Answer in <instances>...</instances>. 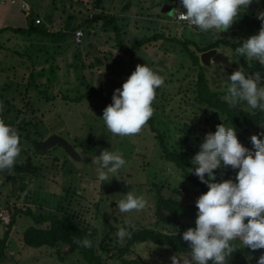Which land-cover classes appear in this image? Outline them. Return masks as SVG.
Returning a JSON list of instances; mask_svg holds the SVG:
<instances>
[{
    "label": "rangeland",
    "instance_id": "1",
    "mask_svg": "<svg viewBox=\"0 0 264 264\" xmlns=\"http://www.w3.org/2000/svg\"><path fill=\"white\" fill-rule=\"evenodd\" d=\"M96 1H100L98 12L103 11L119 19L122 39L128 46L144 35L164 33L168 40L146 45L123 56L113 47V33L105 31L100 24L89 30L91 35L85 37L81 45L74 44L71 37L64 41H52L30 39L11 32L0 35V101L5 120L14 124L24 119L31 121L38 125L40 138L45 140L51 135L59 136L74 148L79 157V160H72L58 146L39 156L24 140L22 148L28 150L41 167V174L34 177L31 187L22 183L21 189L28 190L27 197L21 195V201L18 198L13 201L16 204L12 203L7 208L10 214L14 206L25 209L29 203L33 211L54 210L58 206L68 208L84 224L95 227L102 237L105 233H111L108 235L112 239L110 244L122 247L125 240L121 241L117 232L119 227L129 224L134 228L148 227L177 234L175 229L155 225L150 186L156 183L163 187L187 188L190 184L181 177L179 170L167 163L163 164L156 141L146 125L135 135L115 136L100 119L105 108L100 100L93 97L79 103L69 100L85 95L87 84L96 89L101 88L103 92L111 90L112 86L118 89L137 65L147 64L164 78V84L152 102L156 126L166 131L173 143L181 136L174 131L177 124L196 123L195 128L201 138L189 142L200 145L202 136L211 131L215 120L209 118L204 107L193 101L191 87L197 71H191L190 60L183 48L169 39L186 40L205 47L221 39L233 42L244 38L236 21L221 33H204L195 26L177 23L176 14L181 10L186 11L179 0H57L54 4L52 0H29L33 5V2L38 3V7H35L38 14H49L53 26L63 28L74 24L73 19L79 21L93 15ZM63 4L64 7L61 6ZM262 11L264 9L260 2H254L243 14L250 15L253 12L257 17ZM191 49L195 50L193 47ZM240 63V57L230 48L219 46L210 65L206 66L211 89L224 96L227 92L225 82L231 73L242 68ZM245 73L250 76L248 72ZM31 74L38 89L47 91L50 100H45L38 91L28 88ZM161 88L164 90L162 93ZM64 96L69 100L63 99ZM24 102L31 106L25 107ZM241 103L248 109L245 102ZM172 117L174 125L167 123ZM106 149L120 151L126 165L120 170L117 179L112 178L101 185L96 179L94 156ZM2 181L0 178V199L4 201V185L8 182ZM13 187L17 188L16 185ZM129 191L145 198L147 204L144 209L129 213L119 211L116 204ZM12 232L7 257L1 264H62L56 250L25 247L21 242V230L15 227ZM3 233L0 224V239ZM135 253L127 254L123 260L136 261L138 264H170V258L174 256L152 245L138 246ZM65 264L85 263L81 256L74 254ZM111 264L123 263L113 260Z\"/></svg>",
    "mask_w": 264,
    "mask_h": 264
},
{
    "label": "clouds",
    "instance_id": "2",
    "mask_svg": "<svg viewBox=\"0 0 264 264\" xmlns=\"http://www.w3.org/2000/svg\"><path fill=\"white\" fill-rule=\"evenodd\" d=\"M260 0H179L185 9L179 19L207 33L227 31L253 3ZM27 6V5H25ZM259 31L239 42L235 54L254 60L264 68V11L257 14ZM264 76L255 72L246 76L243 68L231 73L227 92L222 97L230 106L245 102L251 110L264 112ZM164 78L147 64L137 65L122 86L113 91L111 103L100 118L108 131L119 137L139 133L154 114L152 102ZM251 148L243 146L234 126L221 123L214 132L205 134L199 151L192 157L189 169L207 191L195 203V227L180 233L189 252L170 258V264H228L239 240L251 251L264 249V132L250 137ZM20 135L11 125L0 119V172L12 173L20 156ZM96 179L101 185L116 178L126 165L120 151L102 150L94 156ZM230 167L235 178L217 182L216 171ZM116 207L121 213L139 211L147 201L132 191L122 195ZM119 227L117 236L123 241L132 233ZM176 234V233H175ZM82 247H92V241L77 240ZM257 264H264L261 254Z\"/></svg>",
    "mask_w": 264,
    "mask_h": 264
},
{
    "label": "trees",
    "instance_id": "3",
    "mask_svg": "<svg viewBox=\"0 0 264 264\" xmlns=\"http://www.w3.org/2000/svg\"><path fill=\"white\" fill-rule=\"evenodd\" d=\"M57 0H52L56 3ZM99 2H95L94 9L96 12L90 17H85L79 21L75 20L74 24H68L64 28L54 27V22L49 14H36L32 12L31 16L26 19L24 28H9L0 29V35L5 32H11L13 35L26 36L30 39L40 38L44 40L64 41L67 37L73 39L77 30H82L84 38L91 35L89 30L95 25H101L107 32L114 35L112 39L113 47L123 56L132 54L140 50L146 45L158 41L168 40L164 33L155 35H144L143 37L134 40L130 46L124 43L122 39V29L119 25V19L114 15L105 14L103 11H97ZM261 8L264 9V0H260ZM64 7V4L61 5ZM57 9V7H56ZM58 10V9H57ZM40 19H43L42 21ZM39 20V23H35ZM243 34L242 40L230 41L227 39L218 40L205 47H199L197 44L190 41H179L177 39H169L178 43L186 53L190 60L191 71H197L195 80L192 83L193 101L204 107L209 113V118L214 119L211 131L214 132L218 124L226 126H234L237 130V137L243 146L251 148L250 137L257 133L264 132V112L260 110L246 109L243 103L235 106H230L222 99L223 95L211 89L207 68L200 63V55L212 49H217L219 46L230 48L234 53V49L239 46V42L256 34L260 29V21L255 17L253 12L249 15H240L236 20ZM74 41V40H73ZM74 44H76L74 42ZM193 47L195 50L191 49ZM0 48H2L0 46ZM117 57H120L117 54ZM240 64L244 71L252 75L255 72H260L264 76V68L254 60L246 61L244 57H240ZM84 63V61H82ZM38 85L30 76L28 88L39 92L45 100H50L47 91L38 89ZM87 93L79 95L72 100L67 97L63 99L79 103L85 98L93 97L100 100L104 106L111 103L113 91L117 89L112 86L111 90L104 92L101 88L96 89L86 85ZM2 90V89H1ZM3 91V90H2ZM164 90L161 88L160 93ZM25 107L31 106L30 103L24 102ZM3 113V105L0 101V119H3L6 124L15 128L20 135L21 153L17 158L16 165L11 174L29 175L36 177L41 174V167L37 165L34 159L30 156L28 150L22 148V142L28 141L35 152L40 156V143L44 139L40 138L38 125L28 120H22L19 124L7 122ZM156 119L152 116L146 123L149 133L156 141V147L160 152L163 164L167 163L171 167L181 172V177L186 180L190 186L187 188L161 186L152 183L150 192L153 194V214L155 225L172 228L178 231L177 234L157 231L154 228L148 227H131L129 230L132 235L125 239V244L122 247L113 246L110 244L112 239L108 236L111 233H105L102 237L98 230L88 224H84L74 212L68 208L57 207L56 209L33 211L32 208L14 209L11 214L10 224L5 226L3 238L0 240V264L7 257L8 238L13 228L21 230V242L23 246L32 249H49L56 250L59 262L65 264L67 259L74 254L81 256L85 264H111L113 260H120L123 264H138L136 261H124L129 253H135L138 246L152 245L153 247L161 248L172 255L189 252L186 242H184L180 233L188 228H194L197 209L195 203L197 198L207 191L204 184L200 183L198 178L193 175L189 169L193 167L191 164L192 157L199 151V145H192L189 141L194 139L199 141V131L195 128L196 123L177 124L174 128L176 133L180 134V138L173 143L170 142L167 132L162 131L156 126ZM169 121V122H168ZM167 121L168 124L174 122L173 117ZM174 125V123H173ZM34 135L38 137H34ZM202 136V139H204ZM200 137V138H199ZM56 160V159H55ZM9 175L7 171L0 172ZM235 171L232 169L223 168L216 171L217 182L221 180L235 178ZM23 223V224H22ZM128 227V226H124ZM112 230V229H111ZM101 237V238H100ZM89 239L92 241V247L85 248L76 243L77 240ZM236 251L228 259V264H257L261 254H264V249L251 251L247 247L244 248L242 243L237 240L234 242Z\"/></svg>",
    "mask_w": 264,
    "mask_h": 264
},
{
    "label": "crops",
    "instance_id": "4",
    "mask_svg": "<svg viewBox=\"0 0 264 264\" xmlns=\"http://www.w3.org/2000/svg\"><path fill=\"white\" fill-rule=\"evenodd\" d=\"M33 3H34V5L31 3L30 4L32 6L33 12L36 14V12L38 10H36L35 7H38V3L37 2H33ZM180 12H184V11L181 10ZM25 26H26V18L24 17V14L22 12H20V10L17 7L0 6V29H4L6 27L24 28ZM0 178H2L3 181L5 180L9 184L8 185L6 183V185H4L5 186L4 189H6L5 190V196H4L5 200L1 201V199H0V208H3V209H6L12 203L16 204L17 202H13V201L18 200V198H20V201H21L22 200L21 195H24L25 197H27L26 193L28 192V190H25L24 188L21 189L22 183H25L28 187L29 186L31 187L34 183L33 182L34 177L29 176V175H19V174L5 175V174L0 173ZM3 183H5V182H3ZM3 183H2V185H3ZM14 185H16L17 188L13 187ZM7 188H9V189L7 190ZM12 194L15 198H13ZM26 206L30 207L31 205L29 203ZM0 224L2 225L4 232H5V226L1 222H0ZM12 233L13 232H11L9 235L8 245H9L10 240L12 238V235H13ZM3 236H4V233H3ZM3 236H2V238H3Z\"/></svg>",
    "mask_w": 264,
    "mask_h": 264
},
{
    "label": "built area",
    "instance_id": "5",
    "mask_svg": "<svg viewBox=\"0 0 264 264\" xmlns=\"http://www.w3.org/2000/svg\"><path fill=\"white\" fill-rule=\"evenodd\" d=\"M27 5V6H25ZM0 6L3 7H17L20 12H22L24 14V17L27 19L28 17L31 16L33 10H32V6L29 2V0H0ZM175 20L177 23L179 24H183V25H187L186 21H181L179 19V13L176 14ZM35 23H39V20H36ZM193 27V26H191ZM83 39H84V33L82 30H77L74 34L73 40L77 45H81L83 43ZM10 220H11V214L8 208L3 209L0 208V222L4 225V226H8L10 224Z\"/></svg>",
    "mask_w": 264,
    "mask_h": 264
},
{
    "label": "water",
    "instance_id": "6",
    "mask_svg": "<svg viewBox=\"0 0 264 264\" xmlns=\"http://www.w3.org/2000/svg\"><path fill=\"white\" fill-rule=\"evenodd\" d=\"M215 54H216V49H212L202 53L200 55L201 65L209 66L210 60L212 57L215 56ZM156 91H157L156 93H158L159 89ZM56 146L60 147L72 160H79V157L76 151L74 150V148L66 140L56 135H51L40 143L41 155H44L47 151L51 150Z\"/></svg>",
    "mask_w": 264,
    "mask_h": 264
}]
</instances>
